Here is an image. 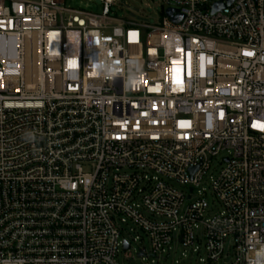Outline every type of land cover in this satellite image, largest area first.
<instances>
[{
  "label": "built area",
  "instance_id": "obj_1",
  "mask_svg": "<svg viewBox=\"0 0 264 264\" xmlns=\"http://www.w3.org/2000/svg\"><path fill=\"white\" fill-rule=\"evenodd\" d=\"M81 1L0 0V264H121L127 221L143 260L264 264V0Z\"/></svg>",
  "mask_w": 264,
  "mask_h": 264
},
{
  "label": "rangeland",
  "instance_id": "obj_2",
  "mask_svg": "<svg viewBox=\"0 0 264 264\" xmlns=\"http://www.w3.org/2000/svg\"><path fill=\"white\" fill-rule=\"evenodd\" d=\"M61 3L64 0H60ZM65 5L73 9H82L95 14L102 12V5L100 2H83L81 0H66ZM167 6L162 0H117V5L112 8V14L117 19L133 20L140 24L157 25L161 22L163 12ZM225 155L219 156L212 163L211 174L214 176L222 168L221 160ZM176 187L181 188L180 185L175 184ZM205 187L210 189V179ZM207 200L210 207L216 201L212 192H207ZM215 212L221 211L219 203ZM123 229V237L131 243L132 251L127 254H120L119 262L121 264H227L230 258L218 262L203 261L206 260L205 241L197 244L200 248L198 253L192 250H185L179 245H174L171 254L168 257L164 255L163 260L158 262L155 259L143 260L138 257L139 250L145 248L149 253L151 252V244L149 238L130 221L125 225H121Z\"/></svg>",
  "mask_w": 264,
  "mask_h": 264
},
{
  "label": "water",
  "instance_id": "obj_3",
  "mask_svg": "<svg viewBox=\"0 0 264 264\" xmlns=\"http://www.w3.org/2000/svg\"><path fill=\"white\" fill-rule=\"evenodd\" d=\"M232 2H233V0H229V1H228V4L230 5ZM223 8H224V5H223V3L220 2V3H218V4H216V5L214 6V10H213V12L219 11V10H221V9H223ZM173 13H174V11H173L172 9H167V10H166V15L169 16V17H172V20H173L175 23H178V22L182 19V17H173ZM195 171H196V169L192 171V174H193ZM127 249H129V246H128V245H126V250H127Z\"/></svg>",
  "mask_w": 264,
  "mask_h": 264
}]
</instances>
